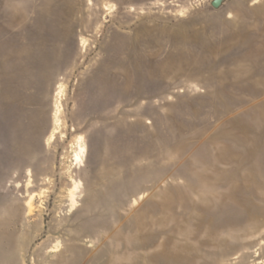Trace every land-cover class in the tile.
<instances>
[{
    "label": "rangeland",
    "instance_id": "1",
    "mask_svg": "<svg viewBox=\"0 0 264 264\" xmlns=\"http://www.w3.org/2000/svg\"><path fill=\"white\" fill-rule=\"evenodd\" d=\"M0 0V264H264V0Z\"/></svg>",
    "mask_w": 264,
    "mask_h": 264
},
{
    "label": "water",
    "instance_id": "2",
    "mask_svg": "<svg viewBox=\"0 0 264 264\" xmlns=\"http://www.w3.org/2000/svg\"><path fill=\"white\" fill-rule=\"evenodd\" d=\"M224 1L225 0H213L212 1V6L214 8H219L223 4Z\"/></svg>",
    "mask_w": 264,
    "mask_h": 264
}]
</instances>
